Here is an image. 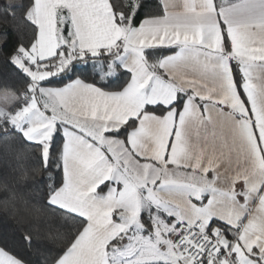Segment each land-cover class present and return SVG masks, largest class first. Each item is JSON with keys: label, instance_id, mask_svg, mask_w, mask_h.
<instances>
[{"label": "snow or ice", "instance_id": "1", "mask_svg": "<svg viewBox=\"0 0 264 264\" xmlns=\"http://www.w3.org/2000/svg\"><path fill=\"white\" fill-rule=\"evenodd\" d=\"M0 24V264H264V0Z\"/></svg>", "mask_w": 264, "mask_h": 264}, {"label": "trees", "instance_id": "2", "mask_svg": "<svg viewBox=\"0 0 264 264\" xmlns=\"http://www.w3.org/2000/svg\"><path fill=\"white\" fill-rule=\"evenodd\" d=\"M5 26L3 24H0V31H3Z\"/></svg>", "mask_w": 264, "mask_h": 264}]
</instances>
